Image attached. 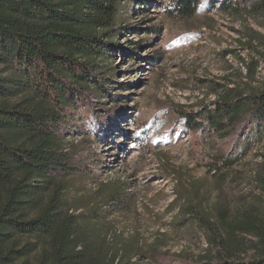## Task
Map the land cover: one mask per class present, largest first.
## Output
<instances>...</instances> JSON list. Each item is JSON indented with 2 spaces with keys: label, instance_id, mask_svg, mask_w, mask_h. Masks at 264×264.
I'll list each match as a JSON object with an SVG mask.
<instances>
[{
  "label": "rangeland",
  "instance_id": "374dc122",
  "mask_svg": "<svg viewBox=\"0 0 264 264\" xmlns=\"http://www.w3.org/2000/svg\"><path fill=\"white\" fill-rule=\"evenodd\" d=\"M217 1L199 0L192 16L181 17L171 9L175 0H128L130 24L109 52L117 76L98 74L107 84L103 96L87 91L72 111L77 120L67 139L74 144L67 148L87 177L74 183L70 203L76 213L108 211L109 221L82 227L93 247L109 244L115 262L117 243L130 250L137 240L147 253L131 262L215 261L202 217L264 208V120L244 119L219 139L207 127L191 129L183 116L211 107L213 82L246 73L240 58L255 64L252 86L264 81V57L239 42L244 27L264 34V13L246 8L248 0L224 10ZM223 157L232 164L216 171ZM105 181L125 188L111 208L95 193Z\"/></svg>",
  "mask_w": 264,
  "mask_h": 264
},
{
  "label": "trees",
  "instance_id": "16d2710c",
  "mask_svg": "<svg viewBox=\"0 0 264 264\" xmlns=\"http://www.w3.org/2000/svg\"><path fill=\"white\" fill-rule=\"evenodd\" d=\"M198 1L175 0L171 9L190 17ZM218 1L224 10L238 0ZM248 1L246 8L264 13V0ZM128 3L0 0V264H141L131 262V256L147 253L138 240L134 250L120 241L115 262L109 244L93 247L82 227L109 221L108 211L76 213L70 203L77 194L74 183L87 177L67 148L74 144L67 139L77 120L72 111L87 91L103 96L107 84L98 74L117 76L109 52L130 24ZM242 34L239 42L264 57V34L252 27ZM240 59L245 74L235 70L236 78L209 85L215 94L211 107L202 104L195 113H183L191 129L207 127L224 139L244 119L264 120V81L252 86L255 64ZM230 164L223 157L215 170ZM121 183L98 184L95 193L107 208L125 191ZM199 223L217 249V259L205 264H264V208L251 204L233 218L222 210L216 219L203 216ZM23 237H34L38 244L21 242Z\"/></svg>",
  "mask_w": 264,
  "mask_h": 264
}]
</instances>
